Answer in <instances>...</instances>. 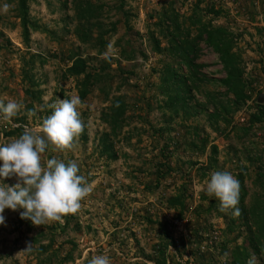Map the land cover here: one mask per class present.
<instances>
[{
	"label": "rangeland",
	"instance_id": "374dc122",
	"mask_svg": "<svg viewBox=\"0 0 264 264\" xmlns=\"http://www.w3.org/2000/svg\"><path fill=\"white\" fill-rule=\"evenodd\" d=\"M89 1L100 5L97 20L103 29L115 24L100 53L93 48L96 42L76 39L69 0L64 6L63 0H26L27 19L39 28L28 25L26 41L17 0H0V100L26 106L9 120L0 113V143L18 138L25 127H39L51 114L45 108L29 117L28 109L78 95L84 132L71 149L49 146L43 159L74 160L78 174L94 185L80 210L64 216L63 224L34 226L20 218L23 209L6 208L0 264H87L94 255H107L111 264H230L233 247L242 244L250 229L231 211L220 212L219 201L207 196L204 187L213 171H229L242 178L246 206L264 191V179L257 176L264 175V0ZM161 8L177 14L180 37L187 17L196 20L188 27L189 38L207 23L234 34L246 97L223 115L227 121L205 117L231 95L217 81L224 70L216 53L202 41L194 59L202 64L195 74L196 88L181 96L189 114L172 110L160 92L158 72L170 60L162 50L164 27L157 24ZM90 32L93 36L95 28ZM74 55L84 59L90 75L98 74L83 96L77 91L82 76L64 77ZM112 101L123 105L114 132L102 119ZM257 107L263 109L261 120L252 121ZM0 182L11 186L17 178ZM171 197L179 203L168 206ZM28 243L30 252L25 251ZM247 249L248 260L258 263Z\"/></svg>",
	"mask_w": 264,
	"mask_h": 264
},
{
	"label": "clouds",
	"instance_id": "9594fccd",
	"mask_svg": "<svg viewBox=\"0 0 264 264\" xmlns=\"http://www.w3.org/2000/svg\"><path fill=\"white\" fill-rule=\"evenodd\" d=\"M9 5L5 4L6 13ZM104 59H110L105 55ZM116 106H119L117 101ZM22 101L0 100V113L9 120L25 109ZM83 102L78 95L70 99H61L53 103L28 109L29 117H36L38 111L51 109V114L42 118L39 127H25L18 138L0 143V180L15 176L17 182L8 186L0 182V224L5 222V209L20 211L21 219L30 220L39 226L50 222L64 223L63 217L75 215L81 208V201L90 195L94 185L89 183L80 172L74 160L65 163L53 156L43 159L49 146L54 150L71 149L74 141L84 132L85 124L79 109ZM204 191L207 196L219 201V211H231L233 218H238L242 210L240 203L241 183L229 171H213L205 181ZM25 251H32L28 243ZM225 253V257H227ZM87 264H111L107 255H94ZM247 264H255L250 259Z\"/></svg>",
	"mask_w": 264,
	"mask_h": 264
},
{
	"label": "trees",
	"instance_id": "16d2710c",
	"mask_svg": "<svg viewBox=\"0 0 264 264\" xmlns=\"http://www.w3.org/2000/svg\"><path fill=\"white\" fill-rule=\"evenodd\" d=\"M66 1L63 0L61 5H65ZM73 9V19L76 20V24L73 27V33L78 41L81 43L96 42L93 44V48L97 53H100L103 47L107 44L106 36L110 32L112 33L115 29V24L110 23L108 28H102V24L97 20L99 17L100 5L95 6L89 0H69ZM17 7L19 11V21L21 26V31L24 40H27V27L31 26L33 29L37 30L38 25L29 22L26 13V0H17ZM157 24L164 27L162 33L166 45L162 47L165 54L170 60L163 63L158 72V88L163 95L166 96L167 101L172 110L175 112L181 110L185 115L189 114L188 105L186 104L183 97L187 94L190 89L194 86V81L196 80V72L202 64L194 62L196 45L198 41H202L206 46L210 47L213 52L216 53L217 59L224 70V76L219 78L217 81L225 87L227 93L231 96L227 98V101L218 102L217 105H213L209 112H205V117L207 121H217V119H225L223 115L229 114L238 103L242 102L245 97L244 84L241 79V58L239 52L234 49V34L227 30L225 27L211 25L210 23L201 24L197 27L195 34L189 38L188 27L195 24V21L190 17H187V29L180 37L176 33L179 30L180 22H178L177 14L173 13L171 10L168 11L161 8L157 13ZM95 20L97 22H95ZM91 28H95V34L91 35ZM154 42L157 38L151 36ZM121 55L123 52H120ZM125 53V52H124ZM131 53V51H129ZM131 55V54H130ZM126 57V59H131V56ZM184 67L185 70H182ZM64 77H71L77 79L79 75L82 76L78 80V93L83 96L84 93L88 91V87L92 86V82L98 79V74L95 76L90 75L86 70V62L80 56L74 55L69 60V64L64 68ZM91 81L89 82V79ZM116 97V96H115ZM118 98V97H117ZM115 98V99H117ZM114 101V100H113ZM108 108L109 111L103 114V121L107 123L108 128L114 132L118 126H120V118L123 114V105L119 103L117 107L116 104ZM233 106V107H232ZM235 106V107H234ZM193 113L197 112L195 106ZM260 108V107H259ZM255 109V114L252 115V121L261 120L263 114V109ZM224 121H227L225 119ZM209 125H212L210 123ZM258 177L264 179V175L260 172L257 174ZM236 178L241 183L240 192V203L239 207L242 210V214L239 217L242 219L243 224L249 228L248 236L243 240L242 244L233 247L231 252V262L230 264H247L249 252L247 248H250L251 253H254L258 258L260 264H264V191L260 193L258 197H253L250 205L243 204V194L242 189V178L236 176ZM168 206H172L179 203L178 197H171L167 200ZM213 205L212 201L209 207ZM248 219L249 226L247 224ZM253 228V229H252ZM41 251H44L45 246H40ZM258 262V263H259ZM159 264H163V260L158 261ZM255 263V264H258Z\"/></svg>",
	"mask_w": 264,
	"mask_h": 264
},
{
	"label": "water",
	"instance_id": "95a60500",
	"mask_svg": "<svg viewBox=\"0 0 264 264\" xmlns=\"http://www.w3.org/2000/svg\"><path fill=\"white\" fill-rule=\"evenodd\" d=\"M258 100H259V101L261 100V95L258 96Z\"/></svg>",
	"mask_w": 264,
	"mask_h": 264
}]
</instances>
